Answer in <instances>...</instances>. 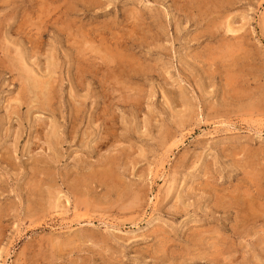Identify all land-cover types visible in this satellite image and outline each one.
<instances>
[{
  "label": "rangeland",
  "instance_id": "obj_1",
  "mask_svg": "<svg viewBox=\"0 0 264 264\" xmlns=\"http://www.w3.org/2000/svg\"><path fill=\"white\" fill-rule=\"evenodd\" d=\"M0 264H264V0H0Z\"/></svg>",
  "mask_w": 264,
  "mask_h": 264
},
{
  "label": "bare ground",
  "instance_id": "obj_2",
  "mask_svg": "<svg viewBox=\"0 0 264 264\" xmlns=\"http://www.w3.org/2000/svg\"><path fill=\"white\" fill-rule=\"evenodd\" d=\"M32 72H33V71H32ZM30 78H31V77H30ZM32 79H33V78H32ZM32 79H31V80H32ZM29 80H30V79H29ZM37 80H38V79H37ZM25 81H27V80H25ZM31 82H32V81H31ZM43 84H44V83H43ZM32 88H33V87H32ZM138 192H139V191H138ZM135 195H136V194H135ZM138 199H139V198H138ZM135 200H137V199H135Z\"/></svg>",
  "mask_w": 264,
  "mask_h": 264
}]
</instances>
